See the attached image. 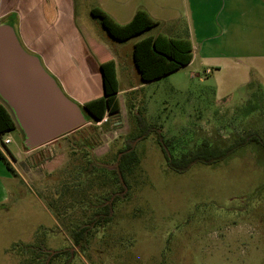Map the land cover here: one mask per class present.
Returning <instances> with one entry per match:
<instances>
[{
    "label": "rangeland",
    "instance_id": "374dc122",
    "mask_svg": "<svg viewBox=\"0 0 264 264\" xmlns=\"http://www.w3.org/2000/svg\"><path fill=\"white\" fill-rule=\"evenodd\" d=\"M87 4L78 1V24L102 35ZM238 18L243 32L264 42L256 9L240 6ZM175 26L158 25L128 45ZM263 53L254 50L243 64L219 54L218 67L197 56L128 97L118 68L119 114L28 151L20 130L4 136L12 143L0 148L17 176L0 161V264H264V146L252 143L179 174L153 131L172 140L176 156L203 141L225 147L249 132L264 141ZM129 145L139 163L127 191L112 217L93 225L118 191L111 184L116 155ZM83 227L91 235L80 249L72 233Z\"/></svg>",
    "mask_w": 264,
    "mask_h": 264
},
{
    "label": "crops",
    "instance_id": "0c3cea01",
    "mask_svg": "<svg viewBox=\"0 0 264 264\" xmlns=\"http://www.w3.org/2000/svg\"><path fill=\"white\" fill-rule=\"evenodd\" d=\"M78 1L0 0V24L14 27L23 47L40 58L64 93L81 107L104 96L101 64L110 60L116 66L119 102L122 91L118 68L122 72L126 97L160 80L143 82L135 67L134 44L145 37L134 41L130 47L128 43L134 38L125 42L113 39L93 17L91 11L96 8L122 25L128 24L140 9L159 25H176L167 33L146 37L163 34L188 38L193 47V60L188 66L196 63L199 56L200 61L218 67L220 60L216 56L219 54L231 55L228 60L243 64L254 50H264V42H258L262 37L255 39V34L246 33L250 32L248 29L243 32L238 18L240 6L251 12L256 9L264 18V0H95V3L87 0L86 12L95 20L102 35L93 33L90 27L79 26ZM176 5L179 8H175Z\"/></svg>",
    "mask_w": 264,
    "mask_h": 264
},
{
    "label": "trees",
    "instance_id": "16d2710c",
    "mask_svg": "<svg viewBox=\"0 0 264 264\" xmlns=\"http://www.w3.org/2000/svg\"><path fill=\"white\" fill-rule=\"evenodd\" d=\"M91 13L93 17L100 21V24L107 33L113 39L120 42L143 35L159 25V22L143 9L138 10L133 19L125 25L118 24L99 8L93 9ZM133 60L141 80L145 83L152 82L190 65L193 60L192 43L188 38H173L163 34L148 36L134 44ZM101 71L104 96L82 107L87 123H101L106 116L112 117L121 111L120 102L117 97L119 83L115 62L110 60L102 63ZM250 84L254 85L253 82ZM140 124H143V122L141 121ZM15 130H20L16 120L8 106L0 100V140ZM153 131L157 132V140L164 151L168 166L179 174L187 172L197 164L205 166L215 165L229 158L240 148L252 143L264 146V141L258 133L249 132L235 139L233 143L225 147L212 144L209 141H203L197 148L190 149L180 156H176L171 153L172 140L166 139L157 128L153 129ZM20 132L25 140L23 132L21 130ZM146 135L143 133L140 136L145 138ZM4 148H7V146ZM26 150L28 151L27 148ZM0 160L13 177L17 176L15 168L1 149ZM138 163L139 157L134 146L129 145L118 152L116 155V167L111 179L112 186L118 188V191L112 194L109 205L95 212L94 217L90 221L93 225L101 222L105 223V221H108L112 217L119 194L127 191V178L133 174ZM90 231L89 227H83L72 233V239L77 247L84 249L82 243L88 241L91 235Z\"/></svg>",
    "mask_w": 264,
    "mask_h": 264
},
{
    "label": "water",
    "instance_id": "95a60500",
    "mask_svg": "<svg viewBox=\"0 0 264 264\" xmlns=\"http://www.w3.org/2000/svg\"><path fill=\"white\" fill-rule=\"evenodd\" d=\"M0 100L12 112L28 150L87 124L83 108L64 93L40 58L23 47L10 24H0Z\"/></svg>",
    "mask_w": 264,
    "mask_h": 264
},
{
    "label": "built area",
    "instance_id": "2783aa9c",
    "mask_svg": "<svg viewBox=\"0 0 264 264\" xmlns=\"http://www.w3.org/2000/svg\"><path fill=\"white\" fill-rule=\"evenodd\" d=\"M207 73H209V72H207ZM104 121V120H103ZM0 143H1V145L3 146V147H8L11 143H12V140L10 139V138H2L1 140H0Z\"/></svg>",
    "mask_w": 264,
    "mask_h": 264
}]
</instances>
